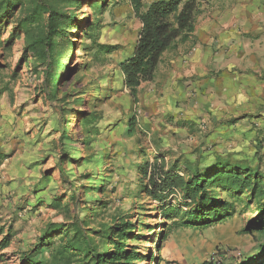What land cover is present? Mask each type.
<instances>
[{
	"label": "rangeland",
	"instance_id": "1",
	"mask_svg": "<svg viewBox=\"0 0 264 264\" xmlns=\"http://www.w3.org/2000/svg\"><path fill=\"white\" fill-rule=\"evenodd\" d=\"M81 2L75 28L67 37L72 43L65 45L61 59L62 74L69 78L61 81L62 101L42 103L43 73L32 58L22 60L23 36L15 39L5 57L0 50V264H23L22 256L33 249L46 226L80 222L85 216L80 209L86 205L92 206L88 228L120 221L134 224L127 243L143 254L141 264H203L213 258L234 264L257 252L264 232H243L256 216L257 201L242 202L235 216L207 229L176 228L162 244L161 230L170 228L171 220L141 184L147 160L152 171L157 159L166 165L179 160L182 165L185 160L210 162L221 155L264 171V0H205L195 44L181 43L174 51L187 53L197 45L214 51L217 64L209 70L210 80L227 85V95L243 109L241 116L220 121H212L209 104L207 117L175 121L176 116L167 112V100L172 99L166 93L178 92L202 74L176 76L166 79L167 84L164 79L143 83L134 102L119 67L132 54L141 28L130 0ZM99 2L103 5L97 11ZM218 2H228V7L215 15ZM215 17L220 19L212 24ZM86 22L98 25L93 32L97 42L120 47L110 54L98 52L83 33ZM11 28L3 29L1 40ZM92 110L118 122L102 135H89L91 144L86 146L81 121ZM130 116L136 118L134 135L129 131ZM237 117L238 124L231 126L230 120ZM67 181H82L78 184L84 188L73 198ZM59 197L68 208L40 203L34 207L38 199ZM59 240L56 247L62 244ZM51 256L52 248L44 247L35 260L47 262Z\"/></svg>",
	"mask_w": 264,
	"mask_h": 264
},
{
	"label": "trees",
	"instance_id": "2",
	"mask_svg": "<svg viewBox=\"0 0 264 264\" xmlns=\"http://www.w3.org/2000/svg\"><path fill=\"white\" fill-rule=\"evenodd\" d=\"M204 1L154 0L145 5L144 0H130L141 28L132 54L120 61L119 67L123 86L134 102L138 100L141 85L154 81L167 51L181 43L195 44L198 16L202 13ZM81 4V0H0V50L2 47L5 57L15 39L24 37L22 60L32 58L43 73L42 103L64 98L59 96V89L62 79L67 81L69 78L62 74L64 63L61 59L65 58V45L72 43L67 37L75 28V10ZM102 5L97 3L96 10L100 11ZM87 25L83 33L88 35L98 52L110 54L120 47L119 44L97 42L93 32L98 25L89 22ZM9 26H12L9 36L1 40L3 29ZM129 121V131L134 135L136 118L130 116ZM230 121L234 126L239 117ZM117 122L118 119L107 118L102 111L87 112L81 121L86 134L82 143L89 146L91 140H86L89 135H102ZM63 132L65 135L69 133L68 130ZM178 161L166 165L163 159L160 162L157 159L150 171L147 160L142 170L145 174L141 184L143 190L158 202L162 213L171 220L170 228L161 230L162 244L176 228L207 229L224 222L238 213L242 202L245 205L258 202L256 216L248 221L243 232H264V171L260 166L254 167L251 162L221 155L210 162L185 160L181 165ZM59 171L64 176L63 170ZM67 182L73 198L84 188V185L79 186L82 181ZM39 203L68 208L62 204V197L38 199L34 207ZM80 210L85 215L80 222H51L46 226L33 249L22 256L23 264H75V261H79L77 264H141L145 261L141 252L128 247L127 240L135 229L132 222L120 221L115 225L103 224L99 229L88 228L92 206L86 205ZM57 240L62 242L58 247L55 246ZM44 247L52 248L50 259L47 262L35 260ZM203 264L215 263L207 260ZM234 264H264V243L257 252Z\"/></svg>",
	"mask_w": 264,
	"mask_h": 264
},
{
	"label": "crops",
	"instance_id": "3",
	"mask_svg": "<svg viewBox=\"0 0 264 264\" xmlns=\"http://www.w3.org/2000/svg\"><path fill=\"white\" fill-rule=\"evenodd\" d=\"M227 3H215V8L219 9L218 11H215V15L221 14L224 9H227ZM218 19L220 18L215 17L211 20V23L216 24ZM197 26L195 37L199 35V29ZM212 27L211 30H214V26ZM177 47L164 54L154 81L164 79L163 84H167L169 80L165 82L166 79L176 78V76H178L179 79L185 76H192L194 73L197 75L202 74V77H198V80L192 83L187 82L181 85L176 93L171 91L170 93H166L165 97L169 95L172 99L171 101L169 100L170 98L167 100V112L176 116L174 120H189L199 115L207 117V109L205 106L208 104L210 105L208 109L212 111L210 114L212 121H220L226 117H232L233 114L241 116L242 114H240V112L243 109H241L239 104L237 105V102L233 103L231 101L226 93V90H228L227 85L225 86L224 83H219L220 85L218 86L217 84L215 85L216 81L214 83L210 80L211 75L209 74V70H214L217 64L214 51L205 48L204 46L201 47V45H197L196 48L187 53H175L174 51ZM201 93L207 94L208 96L201 97Z\"/></svg>",
	"mask_w": 264,
	"mask_h": 264
},
{
	"label": "built area",
	"instance_id": "4",
	"mask_svg": "<svg viewBox=\"0 0 264 264\" xmlns=\"http://www.w3.org/2000/svg\"><path fill=\"white\" fill-rule=\"evenodd\" d=\"M212 261L215 263V264H221V262H217L214 260V258L212 259Z\"/></svg>",
	"mask_w": 264,
	"mask_h": 264
}]
</instances>
